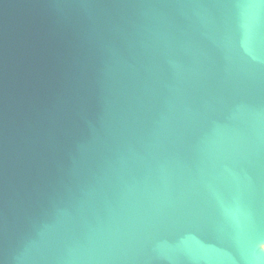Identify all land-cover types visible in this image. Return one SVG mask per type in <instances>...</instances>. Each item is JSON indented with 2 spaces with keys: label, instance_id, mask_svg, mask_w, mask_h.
Masks as SVG:
<instances>
[{
  "label": "water",
  "instance_id": "95a60500",
  "mask_svg": "<svg viewBox=\"0 0 264 264\" xmlns=\"http://www.w3.org/2000/svg\"><path fill=\"white\" fill-rule=\"evenodd\" d=\"M0 264H264V0H0Z\"/></svg>",
  "mask_w": 264,
  "mask_h": 264
}]
</instances>
